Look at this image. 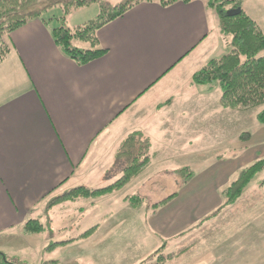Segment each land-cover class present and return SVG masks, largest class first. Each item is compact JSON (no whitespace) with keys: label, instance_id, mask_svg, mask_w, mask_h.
<instances>
[{"label":"crops","instance_id":"1","mask_svg":"<svg viewBox=\"0 0 264 264\" xmlns=\"http://www.w3.org/2000/svg\"><path fill=\"white\" fill-rule=\"evenodd\" d=\"M51 27L35 20L13 32L0 63V235L38 238L41 258L31 264H139L164 243L165 254L177 255L165 264H191L209 250L216 264L221 256L264 264V168L206 227L178 236L224 205L239 171L264 160L261 107L223 108L218 88L192 81L221 46L215 12L204 0L141 3L97 32L106 53L84 65L61 53ZM135 133L147 139L151 159L120 192L48 207L70 189L117 180L115 157ZM184 165L192 174L179 187ZM133 196L143 198L136 208L126 201ZM28 220L44 232H26ZM92 228L87 239L47 250ZM190 240L193 251L181 253ZM43 253L50 260L42 262Z\"/></svg>","mask_w":264,"mask_h":264},{"label":"trees","instance_id":"2","mask_svg":"<svg viewBox=\"0 0 264 264\" xmlns=\"http://www.w3.org/2000/svg\"><path fill=\"white\" fill-rule=\"evenodd\" d=\"M191 1L193 0H123L112 4L110 0H0V63L11 52L10 35L35 20L47 23L43 16L52 8L58 7L66 15L93 4L98 6L99 13L94 20L69 29L64 25L65 16L59 17L57 21L59 20L62 25L51 30V37L61 53L76 64L84 65L106 53L105 49L99 47L97 32L103 26L121 18L135 6L141 3H157L165 7ZM204 1L206 7L217 15L221 42L226 41L228 50L219 57L209 59L194 74L192 81L201 85L216 82L220 88L219 103L223 108L246 111L261 107L257 121L259 125L264 126V32L241 8L242 0ZM52 19L56 18L53 17L48 22ZM248 137L249 133L245 132L239 136V139H248ZM150 159L147 139L139 133L131 134L121 144L115 157L114 166L122 167L120 178L101 189L85 187L70 189L52 198L48 202V207L63 201L77 198L95 199L117 192L148 166ZM263 168L264 160L261 159L239 171L236 179L225 190L224 205L203 219L195 228L215 217L224 207L233 204ZM167 200L153 205V208L163 205ZM126 201L130 207L136 208L142 204L143 198L133 196L126 198ZM95 228L88 230L78 239L50 243L47 250L87 239ZM24 230L31 234H39L44 232L45 225L39 220H28L24 224ZM184 234L178 236L182 237ZM166 248L167 245L164 243L143 264H165L177 257L175 254H165Z\"/></svg>","mask_w":264,"mask_h":264},{"label":"rangeland","instance_id":"3","mask_svg":"<svg viewBox=\"0 0 264 264\" xmlns=\"http://www.w3.org/2000/svg\"><path fill=\"white\" fill-rule=\"evenodd\" d=\"M121 1H123V0H110V2L112 4H116V3H119ZM217 1H222V0H217ZM241 3H242V8H243L244 12L250 18H252L257 23V25L260 27V29L264 32V0H242ZM98 13H99L98 6L96 4H93V5H90V6L85 7V8H81V9H78L75 11H71L70 13H68L66 15H64V12L62 9H60L58 7L52 8L51 10L47 11L43 17H44L45 21H47V24L50 27L52 26L51 29H54V28H58L59 26L62 25V23L59 22V20L57 21V19L59 17L65 16L64 25L69 29H73V28L79 27L81 25H84V24L94 20L96 18V16L98 15ZM53 17H55L56 19H54V20L52 19L50 22H48V20L53 18ZM220 44H221V46H218L217 50L215 51V54L217 57L221 56L222 54H224L228 50V47L225 45L226 44L225 40L223 42H221ZM202 85H209L211 87L218 88V90L220 91V88L216 82H210V83L202 84ZM211 96L217 97V96H219V92H217V90L212 91L210 93V97ZM219 99H220V96H219ZM257 108H259V107H257ZM251 109H253V108H251ZM237 112H241V111H237ZM176 174L179 177V183H178L179 185L178 186L181 187L184 183H186L188 178L191 176L192 169H190L189 167H185V165H184V166H181V169L176 170ZM118 178H120V176H118L117 179ZM120 191L121 190L117 191L116 193H118ZM173 195H174V193H171V196H173ZM59 222L60 223L58 224V226L60 224H62L61 220ZM209 223L210 222H206L202 226V228H200L199 230L206 227ZM196 230H197V228L189 229L188 232L185 233L184 236L181 237L182 240H184L186 238L188 239V236L189 237L192 236V234L195 233ZM201 232L203 234H207V233H209V228L207 227L205 230H203ZM190 241L191 242L187 243V245H184V244H182L183 242H181V253L184 252V253L190 254V252L193 251V247H194L193 243L194 242H192V240H190ZM38 242H39L38 238H29L28 240L24 239L15 230L0 235V248L2 250V251L0 250V252H2L5 256L4 257V256L0 255V264H31L37 257L40 260L41 256L39 255V253H38V255H36L34 253L35 251L36 252L38 251V250H36ZM207 245H209L208 240H206V244H204L202 246L203 247L202 249H204V247H206ZM213 249L214 248H212L211 250H213ZM166 250H167V248H166ZM217 250H219V248H217L216 251ZM214 255H211L210 250H209V251L205 252L201 257H193V255H192L191 257H193V258H190L189 261H191V264H212V261L215 260ZM150 256L144 258L141 263L143 264V263L147 262V260H149ZM250 258H251L250 260L252 261V259L256 258V257L250 256ZM47 260H50L49 257L47 256L46 253H43L42 254V262L47 261ZM218 262H219V264H229L228 262L224 263L222 256L220 258H218ZM141 263H139V264H141ZM216 263L217 262L215 260L213 264H216ZM241 264H244L243 261L241 262Z\"/></svg>","mask_w":264,"mask_h":264}]
</instances>
